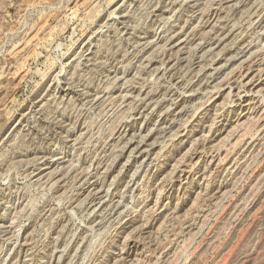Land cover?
<instances>
[{
	"label": "rangeland",
	"instance_id": "374dc122",
	"mask_svg": "<svg viewBox=\"0 0 264 264\" xmlns=\"http://www.w3.org/2000/svg\"><path fill=\"white\" fill-rule=\"evenodd\" d=\"M0 264H264V0H0Z\"/></svg>",
	"mask_w": 264,
	"mask_h": 264
}]
</instances>
